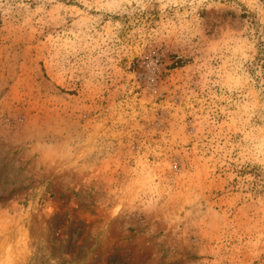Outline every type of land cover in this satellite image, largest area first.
<instances>
[{
	"label": "rangeland",
	"instance_id": "obj_1",
	"mask_svg": "<svg viewBox=\"0 0 264 264\" xmlns=\"http://www.w3.org/2000/svg\"><path fill=\"white\" fill-rule=\"evenodd\" d=\"M0 264H264V0H0Z\"/></svg>",
	"mask_w": 264,
	"mask_h": 264
}]
</instances>
